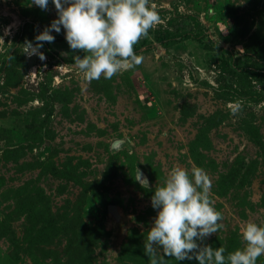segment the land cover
<instances>
[{
	"label": "rangeland",
	"instance_id": "374dc122",
	"mask_svg": "<svg viewBox=\"0 0 264 264\" xmlns=\"http://www.w3.org/2000/svg\"><path fill=\"white\" fill-rule=\"evenodd\" d=\"M150 4L142 63L88 83L63 28L45 59L24 53L51 0H0V264H150L151 196L174 165L206 171L224 217L198 243L227 255L245 221L264 226V0Z\"/></svg>",
	"mask_w": 264,
	"mask_h": 264
},
{
	"label": "clouds",
	"instance_id": "9594fccd",
	"mask_svg": "<svg viewBox=\"0 0 264 264\" xmlns=\"http://www.w3.org/2000/svg\"><path fill=\"white\" fill-rule=\"evenodd\" d=\"M47 10L49 0H32ZM57 18L35 36V45L25 41L24 53L45 59L40 51L44 42L53 43L63 28L73 52V67L88 83L111 79L114 75L139 66L143 56L134 46L147 38L160 17L150 0H51ZM10 59L12 57H9ZM239 105L233 109L235 113ZM141 187L150 189L148 178L137 169L135 177ZM212 182L200 167L191 170L174 165L162 185L156 186L151 206L156 215L147 231L144 252L150 264H167L166 258L177 261L195 260L198 264H257L264 255V226L252 220L239 229L243 247L225 255V248L202 244L206 238L225 227L224 217L214 207Z\"/></svg>",
	"mask_w": 264,
	"mask_h": 264
},
{
	"label": "trees",
	"instance_id": "16d2710c",
	"mask_svg": "<svg viewBox=\"0 0 264 264\" xmlns=\"http://www.w3.org/2000/svg\"><path fill=\"white\" fill-rule=\"evenodd\" d=\"M37 34H38V33H36V35H37ZM166 34H167V33H165V36H157V37L155 38V41H156V42H160L161 40H163L164 37H166V36L168 35V34H167V35H166ZM263 84H264V83H263Z\"/></svg>",
	"mask_w": 264,
	"mask_h": 264
}]
</instances>
